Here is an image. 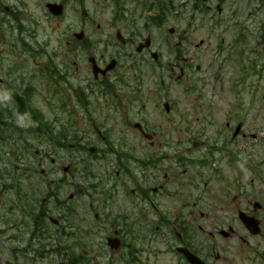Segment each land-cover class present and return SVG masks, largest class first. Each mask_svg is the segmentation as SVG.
Returning <instances> with one entry per match:
<instances>
[{
  "label": "flooded vegetation",
  "instance_id": "af4514ba",
  "mask_svg": "<svg viewBox=\"0 0 264 264\" xmlns=\"http://www.w3.org/2000/svg\"><path fill=\"white\" fill-rule=\"evenodd\" d=\"M101 1L58 67L21 7L85 0H0V264H264V0ZM233 25L234 105L198 115Z\"/></svg>",
  "mask_w": 264,
  "mask_h": 264
},
{
  "label": "rangeland",
  "instance_id": "374dc122",
  "mask_svg": "<svg viewBox=\"0 0 264 264\" xmlns=\"http://www.w3.org/2000/svg\"><path fill=\"white\" fill-rule=\"evenodd\" d=\"M182 1L183 0H176L175 5L179 6V4L182 3ZM102 2L103 1L101 0H99L97 3L93 0H85L83 5L71 4L68 6L67 15H65L64 18L62 17V19L59 18V20L52 19V17L48 15V11L46 10V7L43 6L42 4L37 5L34 2L31 5L22 6L21 9L23 13L29 19V21H26L24 19V22H26V24L29 25V29H27L25 35L26 37L27 36L29 37V36H32L31 33L33 34L32 39H33L34 45L50 46L46 52L47 57L45 58V60L46 62L50 61L49 64L51 66L54 63L55 65L59 67L60 62L65 61L64 57L63 58L59 57L60 52H61L60 47L64 42L62 35L65 34V31H72V32L80 31V29L82 28L81 21H80V14H82V11L84 13H89L88 14L89 18L86 19V22L84 23V25H85V30H88L89 36H92L93 39L95 36L94 32L97 31V25L101 26L102 31L99 33H103V32L107 33L109 31L108 25L111 20V16H110L109 10H107V5L106 6L102 5L101 4ZM99 5L102 6V9L101 7H99ZM98 9L100 10L101 13L97 15L95 13L97 12ZM178 14L179 15L184 14V12H180ZM172 24H174V21H172L171 19H168V23L166 27L162 29L158 28V30H154L153 28L152 29L148 28L149 26L147 27L145 26V28L141 30L142 37L146 38L148 34H153L154 36L153 39L157 41L163 38L169 39L171 35L167 30L172 26ZM233 27L235 26L233 25L232 27L230 26L228 27V31L226 32V40L223 45L226 49L228 48V57L230 58L225 62L219 61L220 64L224 66L223 68L224 71H222L220 73V76H218L217 79H215L214 81L216 84H219L217 86L219 88H217V91H216V98L213 99V100H216V104L207 106L205 109H203V111H201L200 113H197L198 115L205 116L207 112L208 114L213 113L212 115H218V113H220L219 115H221L220 117L222 118V114H225L228 112L229 106L234 105V103H230L232 99L229 98V96L232 97L233 93L230 92L229 85L223 84V83H228V80L231 82L237 81V79H239L240 74H241L240 73L242 69L241 66L243 65L242 63L243 56L241 52L240 51L236 52L233 48H230L233 42H237V41H234V39H232V37L235 35V31L234 29H232ZM29 30L31 33L28 32ZM68 39L69 37H67V40ZM101 40L102 39L99 40V44H98L99 46H97L100 52L103 51L102 47L104 45L103 42L101 43ZM249 40H250L249 41V48H250L253 44L254 37H251ZM218 42L219 41L214 42L212 44L214 48H210L207 53L209 54L212 53L215 56L216 53H214V50L218 46ZM157 46H159L162 50V54L164 55V58H163L164 62L169 60L170 59L169 51L172 46L170 45L167 47V46H162L159 44ZM249 52L251 53L252 51H249ZM219 58L222 59L223 57H221L220 55L216 57L217 60ZM26 59L27 58L25 57L24 60ZM5 60H8V59H5ZM68 61L70 63L72 62L70 58H68ZM86 62H87L86 60L83 61V68L86 67ZM212 88L213 87L211 85V88L207 89L206 91L207 97H209V94L211 96V94L213 93ZM247 94L249 93L247 92ZM56 107L58 108L57 103H56ZM208 130H215V129L209 128ZM9 174H11L10 175V178H11L12 177L11 168L9 170ZM8 183H12V179L9 180ZM85 209H86V206H85Z\"/></svg>",
  "mask_w": 264,
  "mask_h": 264
},
{
  "label": "water",
  "instance_id": "95a60500",
  "mask_svg": "<svg viewBox=\"0 0 264 264\" xmlns=\"http://www.w3.org/2000/svg\"><path fill=\"white\" fill-rule=\"evenodd\" d=\"M49 7H50L51 11H53L56 15L61 14V9L59 8V6L49 5Z\"/></svg>",
  "mask_w": 264,
  "mask_h": 264
}]
</instances>
